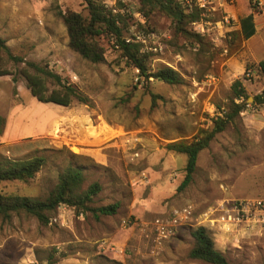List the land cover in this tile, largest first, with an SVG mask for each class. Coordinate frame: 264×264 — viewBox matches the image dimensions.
Returning <instances> with one entry per match:
<instances>
[{
  "label": "rangeland",
  "instance_id": "1",
  "mask_svg": "<svg viewBox=\"0 0 264 264\" xmlns=\"http://www.w3.org/2000/svg\"><path fill=\"white\" fill-rule=\"evenodd\" d=\"M245 1L204 0L200 21L188 25L201 42L177 33L171 18L142 0L129 7L144 24L120 14L124 36H158L139 44L150 72L170 67L184 80L170 85L154 78L147 83L107 35L99 39L103 63L71 49L63 16L88 17L83 0H0V36L13 55L46 67L89 101L73 100L69 107L40 103L21 74L24 64L0 60L9 73L0 77L5 119L0 154L46 158L33 179L2 182L0 193L45 199L60 175L76 167L85 177L83 190L101 185L90 208L120 205L115 215L98 220L91 211L77 213L67 205L59 206L46 225L24 212L0 217V264H209L189 257L191 233L203 224L209 206L222 199H264V103L255 102L264 93V30L238 42L231 35L230 14H245L239 5L249 7ZM158 45L162 50H149ZM236 80L245 98H235ZM47 86L48 93L60 89L50 79ZM152 93L160 97L156 104ZM234 104L245 108L199 154L192 182L180 191L187 156L168 151L167 144L212 130ZM188 206L192 216L159 244L157 220H170ZM208 231L230 264H264V229L244 237Z\"/></svg>",
  "mask_w": 264,
  "mask_h": 264
},
{
  "label": "trees",
  "instance_id": "2",
  "mask_svg": "<svg viewBox=\"0 0 264 264\" xmlns=\"http://www.w3.org/2000/svg\"><path fill=\"white\" fill-rule=\"evenodd\" d=\"M88 10V17H84L77 12H68L63 16V22L69 35V45L82 58L95 63L105 61L104 49L100 44V37L107 35L115 38L118 50L122 51V56L129 64L139 70V76L144 77L149 83L150 78L165 82L170 85H180L184 83L181 75L170 67H162L156 72H150L147 66L148 55L141 52L139 43H127L125 40L123 16L114 14L105 6L102 0H83ZM143 5L148 3L151 8L158 7L165 13L175 26L176 32L182 34L187 39L201 42L202 37L188 29V25L198 22L201 19L202 11L193 6L192 9L184 0H142ZM250 12L241 18L240 31H233L232 37L238 42L240 37L249 40L256 34L254 24L255 9L252 4L249 6ZM121 23L124 25L121 26ZM2 54V56H1ZM16 64H24L21 70L26 85L31 94L40 103H52L62 107H69L73 100L88 104V99L82 96L78 90L64 84L62 78L35 62L27 61L22 57L15 56L7 45L6 40L0 36V60L5 58ZM264 69V62H260ZM5 69L0 68V77L8 75ZM54 81L59 85V90L48 93V80ZM235 98L246 97V92L240 80H236L232 86ZM153 104H156L158 95L151 94ZM255 102L264 103V93L255 97ZM245 108L244 104H234L232 112H227L224 117L217 118L212 130H204L191 141L180 140L167 144L166 149L187 156L185 167L186 175L179 190H184L193 179L196 170L199 154L209 147L211 141L218 133L225 130L227 124L238 116ZM5 119L0 116V134L4 131ZM46 164L44 156H36L26 159H10L0 154V183L2 182H28L33 179ZM85 177L81 168L69 167L59 177V181L54 189L45 199L20 196L17 194L0 193V217L10 218L13 213L24 212L36 218L41 224L49 223L52 213L61 205L74 208L77 213L91 211L93 217L98 220L100 216L115 215L119 209V203L90 208L96 195L101 191L99 183L91 184L86 190L82 189ZM194 245L189 252V257L193 260L203 261L209 264H230L225 255L215 247V242L208 229L199 226L191 233Z\"/></svg>",
  "mask_w": 264,
  "mask_h": 264
},
{
  "label": "built area",
  "instance_id": "3",
  "mask_svg": "<svg viewBox=\"0 0 264 264\" xmlns=\"http://www.w3.org/2000/svg\"><path fill=\"white\" fill-rule=\"evenodd\" d=\"M107 8L114 14L131 15L136 17L140 23L144 24L143 16L138 12H134L129 7L130 4L137 0H102ZM185 3L192 9L193 6L199 8L202 12L205 7L204 0H184ZM254 6L256 13H262L263 5L260 0H250ZM121 6V7H120ZM199 33L204 32V28L198 30ZM127 43H142L155 41L158 36L154 32L148 33H133L131 37H124ZM114 47L118 48L115 38L111 36ZM148 49V48H147ZM162 50L161 46L150 47V51L157 52ZM193 214V208L188 206L180 211L176 210L172 219L157 220L156 230L158 233L157 241L167 240L175 234L178 227L184 221H187ZM203 224L208 230L219 229L233 236L244 237L249 231L254 229H264V199L262 198H241V199H222L217 204L209 206L203 214Z\"/></svg>",
  "mask_w": 264,
  "mask_h": 264
},
{
  "label": "crops",
  "instance_id": "4",
  "mask_svg": "<svg viewBox=\"0 0 264 264\" xmlns=\"http://www.w3.org/2000/svg\"><path fill=\"white\" fill-rule=\"evenodd\" d=\"M237 2H238V0H237ZM244 2H246V1L244 0ZM260 2L263 5V11H262V13H256L255 12V14H254V24L256 27V34L259 33L258 32L259 30H264V0H260ZM239 5L242 7V9H244L245 14H243L241 16H237V18H235L234 15L231 16V14H230V17H231L233 24H234V31H240L241 30L240 20H241V18L247 16L248 13L250 12L249 7H246L245 3H240ZM253 37H251L249 40H251ZM260 44H261V46L263 45V43H260ZM217 246H218V244H215V247H217Z\"/></svg>",
  "mask_w": 264,
  "mask_h": 264
}]
</instances>
